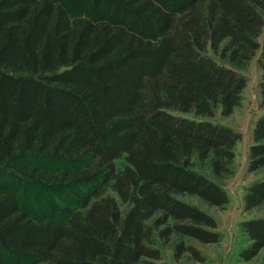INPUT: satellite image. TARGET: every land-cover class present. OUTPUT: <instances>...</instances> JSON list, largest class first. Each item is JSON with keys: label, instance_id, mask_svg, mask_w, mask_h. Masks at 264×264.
Returning a JSON list of instances; mask_svg holds the SVG:
<instances>
[{"label": "trees", "instance_id": "16d2710c", "mask_svg": "<svg viewBox=\"0 0 264 264\" xmlns=\"http://www.w3.org/2000/svg\"><path fill=\"white\" fill-rule=\"evenodd\" d=\"M264 0H0V264L205 262L184 237L223 238L179 195L225 208L241 133L215 119L243 100ZM248 171L264 167V114ZM18 186L73 192L59 216L25 209ZM88 188V189H85ZM264 210V178L245 188ZM240 260L264 248V216L240 223ZM264 264V261L263 263Z\"/></svg>", "mask_w": 264, "mask_h": 264}, {"label": "rangeland", "instance_id": "374dc122", "mask_svg": "<svg viewBox=\"0 0 264 264\" xmlns=\"http://www.w3.org/2000/svg\"><path fill=\"white\" fill-rule=\"evenodd\" d=\"M240 70L247 77V86L243 92V100L230 116L217 115L215 119L231 126L241 133V139L235 146L236 158L233 163V172L224 177L215 176L208 163L199 167L210 178L221 184L230 196V202L225 208L212 206L196 195H179V198L194 204L212 214L218 221L223 238L218 243L205 244L190 237L184 239L196 246L206 256L205 262H199L191 258L189 253L183 255L180 260L173 258V245L182 236L175 234L172 240L165 244L161 242L164 259L170 264H262L264 261V248L250 261L240 260L239 249L244 245L240 223L246 219L264 216L262 208L245 210V188L254 180L264 178V167L250 172L248 171L249 148L253 142L252 131L257 118L264 114V97L259 88L262 70L259 64V53ZM18 194L22 206L29 211H47L49 214L59 216L61 207L66 203H74L73 192L45 191L42 188L18 186ZM88 189V188H85Z\"/></svg>", "mask_w": 264, "mask_h": 264}]
</instances>
